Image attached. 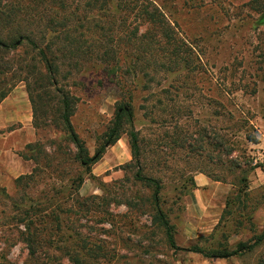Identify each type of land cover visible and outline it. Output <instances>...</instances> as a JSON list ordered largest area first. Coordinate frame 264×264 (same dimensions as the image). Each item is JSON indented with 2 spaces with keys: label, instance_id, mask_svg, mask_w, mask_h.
I'll return each mask as SVG.
<instances>
[{
  "label": "rangeland",
  "instance_id": "1",
  "mask_svg": "<svg viewBox=\"0 0 264 264\" xmlns=\"http://www.w3.org/2000/svg\"><path fill=\"white\" fill-rule=\"evenodd\" d=\"M155 1L187 45V68L151 71L149 77L125 74L117 81L97 59L80 67L59 62L58 85L76 98L71 122L90 155L103 143L117 109H130L133 117L88 173L71 161L74 147L58 118L56 92L35 89V103L30 100L24 64L32 71L34 65L32 88L33 78L41 77L37 70L44 72L35 51L23 45L0 52V264H28L18 233L23 225L10 220L11 197H44L48 189L71 209L69 223L78 226L87 246L99 245L100 264L264 262V240L229 258L172 249L163 227L153 222L152 187L134 178L129 135L134 130L138 136L141 174L161 185L159 205L177 245L209 251L251 243L264 229V0ZM120 60L124 72L131 61L124 53ZM36 142L41 172L34 184L18 187L16 178L35 166L22 157L31 155L25 146ZM59 157L62 163L52 171ZM76 175L83 178L78 191L69 181ZM70 236L74 250L79 237ZM45 249L65 257L53 246Z\"/></svg>",
  "mask_w": 264,
  "mask_h": 264
},
{
  "label": "trees",
  "instance_id": "2",
  "mask_svg": "<svg viewBox=\"0 0 264 264\" xmlns=\"http://www.w3.org/2000/svg\"><path fill=\"white\" fill-rule=\"evenodd\" d=\"M130 18L135 22H128ZM260 21L264 22L261 18ZM142 26H145V29L140 31ZM35 32L39 38L34 37ZM23 45L31 47L44 66V72L37 70L41 77L33 78L32 88L28 79L35 76L36 71L33 63L31 67L35 74L28 68L27 63L24 64L27 71L23 80L27 82L30 100L35 103L32 97L35 89L45 91L50 87L56 92L58 118L68 141L74 147L71 152V161L77 163L85 173L90 172L91 165L101 158L106 147L119 139L124 123L131 124L133 117L130 109L123 107L117 109L111 126L105 132L103 143L93 155H90L71 122L76 98L58 85L59 62L80 67L85 64V61L97 59L103 64V70L115 75L117 81L125 74H132L133 78L139 74L149 77L151 71L173 72L188 67V57L184 54V46L187 45L175 35L173 27L166 19L165 12L155 0H0V52L15 50ZM123 53L131 61L129 66L124 67V72L120 65ZM21 61L23 60L17 63L23 65ZM14 62L4 61L6 64L10 63V67L14 66ZM22 65H18L21 70L24 67ZM42 80L45 83H42ZM38 123L35 122L34 125L38 127ZM129 135L132 157L136 161L134 178L152 187L153 222L163 227L167 243L172 249H184L200 253L208 258H229L250 251L264 240L263 229L251 243L239 242L232 250L207 251L196 245L191 247L177 245L173 235V224L169 222L159 205L161 185L157 178L141 174L138 168V136L134 130H131ZM38 148H40L39 142L28 143L25 149L30 150L31 155L21 153L23 158L33 160L35 166L30 173L21 174L16 178L18 187L23 184L24 187L29 186L31 183L29 181L34 184V177L41 172L37 164ZM61 160L60 157L57 159L52 171L59 167ZM49 167L51 165L47 162L45 169L50 170ZM82 180L81 175H76L69 181L71 185H75V191H78ZM56 196V192L53 193L51 189H48L44 197H32L27 193L18 198L11 197L14 214L10 220L16 226L23 225V230L19 229L18 233L27 249L26 263L63 264L62 258H66L70 264H100L99 260L104 255L101 254L99 245L92 243L87 246L89 241L82 239L83 233L78 230V226L73 228L72 223H69L71 209L62 207L58 201H55ZM89 199L91 198L87 197L81 203H87ZM66 231L73 232L66 234ZM42 233L44 235L41 237ZM70 235L79 237L78 248L74 250L70 249L71 245L68 243ZM47 246L61 250L65 257L48 255L45 249ZM259 264L264 262L261 261Z\"/></svg>",
  "mask_w": 264,
  "mask_h": 264
},
{
  "label": "water",
  "instance_id": "3",
  "mask_svg": "<svg viewBox=\"0 0 264 264\" xmlns=\"http://www.w3.org/2000/svg\"><path fill=\"white\" fill-rule=\"evenodd\" d=\"M261 20L264 21V13L261 16Z\"/></svg>",
  "mask_w": 264,
  "mask_h": 264
}]
</instances>
